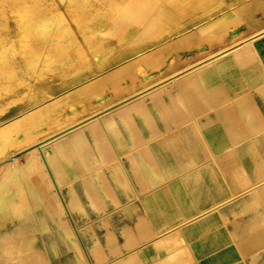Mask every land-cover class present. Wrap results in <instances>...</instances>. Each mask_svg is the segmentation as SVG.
<instances>
[{"label": "crops", "instance_id": "crops-1", "mask_svg": "<svg viewBox=\"0 0 264 264\" xmlns=\"http://www.w3.org/2000/svg\"><path fill=\"white\" fill-rule=\"evenodd\" d=\"M185 1L35 107L92 264H264V0Z\"/></svg>", "mask_w": 264, "mask_h": 264}, {"label": "rangeland", "instance_id": "rangeland-1", "mask_svg": "<svg viewBox=\"0 0 264 264\" xmlns=\"http://www.w3.org/2000/svg\"><path fill=\"white\" fill-rule=\"evenodd\" d=\"M129 1L0 0V138L9 135L14 142L0 152V184L7 183L5 192L10 196L7 206L0 208V264H33V261L36 264H92L89 249L81 236L78 237L68 215L60 214L59 207L55 208L54 189L43 171L39 167L23 168L24 154L39 144L30 147V143L61 131L80 113L72 110L60 114L51 123L48 119L38 122L35 126L38 128L27 129V125L39 120L44 111L35 108L45 97L44 89L55 90V86L47 83L59 77L69 84V73L83 61L96 59L115 41L131 39L134 33L128 30L133 24L156 23L165 9L175 10L186 2L136 0L140 6L128 10ZM119 16L122 19L128 16L132 21L122 24ZM51 101L54 99L44 101L43 105ZM55 128L58 131L50 133ZM72 134L55 146L60 150V142L70 141ZM11 154L18 161L10 165L2 163L7 156L11 160Z\"/></svg>", "mask_w": 264, "mask_h": 264}, {"label": "bare ground", "instance_id": "bare-ground-1", "mask_svg": "<svg viewBox=\"0 0 264 264\" xmlns=\"http://www.w3.org/2000/svg\"><path fill=\"white\" fill-rule=\"evenodd\" d=\"M140 5H137V1L136 0H131V1H129V4H128V10L129 9H132V8H136V7H139ZM148 7H151V4L148 6ZM234 9V8H233ZM122 13H120L119 15H121ZM120 17V16H119ZM120 21H121V23L122 24H128V23H130L132 20H131V18H129L128 16H126V17H124L123 19L120 17ZM254 35V34H253ZM258 35H259V33H257L256 35H254V37L253 38H255V37H258ZM252 38V37H251ZM249 40H250V38H249ZM241 42V41H240ZM244 43V42H243ZM236 45L237 44H234L233 46H231V47H229L228 49H226L225 51H223V52H228L229 53V51H232V50H234L235 49V47H236ZM238 46H240V44L238 45ZM228 47V46H227ZM238 48V47H237ZM222 52V53H223ZM192 68H193V66H192ZM191 68V69H192ZM193 73V72H192ZM181 77V76H180ZM176 78V77H175ZM166 81V80H165ZM144 91V90H143ZM141 92V91H140ZM143 93V92H142ZM142 93H140V94H142ZM139 93L138 94H136V95H133V96H130V97H128L127 99H125L124 101H122V102H124V103H128V102H131L132 101V99L135 97V96H137V95H140ZM100 98L101 99H103L101 96H100ZM139 100V99H138ZM137 100V101H138ZM102 101V100H101ZM135 104V103H134ZM139 104V103H138ZM120 105V104H119ZM73 107V106H72ZM72 110H74L73 108H72ZM37 112V111H36ZM75 112V111H74ZM114 112V111H113ZM119 112V111H118ZM34 113V112H33ZM32 114V113H31ZM94 114V113H93ZM98 115V114H97ZM96 115V116H97ZM46 116H47V111H45V112H42L41 114H40V119L39 120H35V121H32L30 124H28L27 125V129H32V128H34L35 126H37V124H38V122H46ZM94 116V115H93ZM104 115H102V117H103ZM95 117V116H94ZM93 117V118H94ZM105 117V116H104ZM46 118V119H45ZM89 119V118H88ZM97 119V118H96ZM101 119V118H100ZM104 119V118H103ZM94 120V119H93ZM93 120H92V122H93ZM86 121V120H85ZM91 121V120H90ZM89 121V122H90ZM84 122V121H83ZM91 122V123H92ZM95 122H98V121H95ZM94 122V123H95ZM19 123V122H18ZM77 123H79V122H77ZM77 123H72V122H70V123H67V124H65L64 126V128L61 130V131H64V130H66V129H68V128H70V127H72L73 125H75V124H77ZM85 124H89V123H85ZM84 124V125H85ZM5 125H7V124H5ZM10 125V124H9ZM19 125V124H18ZM83 125V126H84ZM87 125H85V126H87ZM8 126V125H7ZM39 126V125H38ZM82 125L80 126V127H83ZM84 126V127H85ZM3 127H4V125H3ZM6 127V126H5ZM4 127V128H5ZM62 127V126H61ZM75 127H76V125H75ZM35 128H38V127H35ZM77 128H79V127H77ZM73 129V128H72ZM76 129V128H75ZM20 130V129H19ZM4 131H5V129H3V133H4ZM61 131H59V132H56V133H54V134H51V135H49V136H46L45 138H43V139H41V140H37V141H35V142H32L33 140L31 139V140H29L30 142H32V143H30L29 144V146L31 147V146H33V145H36V144H38L37 145V147L35 146V147H33L32 149H28V152H24L25 154H24V158H25V163L23 164V168H28L29 170H30V168H34V167H39V169H41V171H43V173H44V175L46 176L45 178H47V181H49V184H50V187H52L53 189H54V191H53V193H54V195H53V197L55 198H53L52 197V201H53V199L55 200V203H56V207L55 208H57V207H59V209L61 210V212H60V214L61 213H63V214H66V210H65V208H64V205H63V203H62V200H61V198H60V196H59V193H58V191H57V189H56V186L54 185V182H53V180H52V177H51V175H50V172H49V170H48V166H50L51 164H49L50 163V156H49V154H48V152H47V149H48V147H49V143H48V141H50L51 139L52 140H54V147H56V149H58L59 150V148L57 147V146H55L57 143H58V141H60V139H62V138H68L69 136H70V134H72L73 132H69L68 134L66 133V134H62L61 133ZM68 131V130H67ZM64 133V132H63ZM77 133V132H76ZM95 133V132H94ZM6 134V133H5ZM14 135V134H13ZM12 135V136H13ZM73 135V134H72ZM16 136V135H15ZM16 141V140H15ZM51 142V141H50ZM14 142H13V140L11 139V136H9V135H5V137L4 138H0V152H3L7 147H9V146H11L12 144H13ZM52 143V142H51ZM28 146V147H29ZM54 150V149H53ZM12 156H13V154H11ZM23 156V155H22ZM11 157V156H10ZM8 158V156L5 158V160H3V162L2 163H5L6 165H8L9 163L10 164H14V163H16L17 161H18V158H16L15 156H13V158L11 159V160H8L7 159ZM9 164V165H10ZM48 165V166H47ZM11 166H13V165H11ZM21 166H22V164H21ZM17 167H19V166H17ZM51 167V166H50ZM49 167V168H50ZM6 168H7V166H6ZM5 168V169H6ZM22 168V169H23ZM4 169V170H5ZM12 169H13V167H12ZM16 169V168H15ZM38 169V168H37ZM50 170H51V168H50ZM2 171V170H1ZM26 171V170H25ZM56 171V170H55ZM7 172V171H6ZM27 172V171H26ZM28 173H31V171L30 172H28ZM41 173V172H40ZM6 174V173H5ZM4 174V175H5ZM15 174H17V173H15ZM55 173L53 174V176H54V178H55V180H56V182H57V185H58V187H59V189L61 190V185H60V181H59V179L57 180V178L55 177ZM12 176V175H11ZM4 177V176H3ZM59 178V177H58ZM8 181V180H7ZM6 184L7 183H1L0 184V208L1 207H6L7 206V204H8V201H9V199H10V196H8V194H7V192H5V188H6ZM45 191V190H44ZM62 191V190H61ZM41 193V192H40ZM64 196V195H63ZM40 200V199H39ZM43 200H44V198H43ZM66 202V201H65ZM41 203V202H40ZM54 203V204H55ZM68 203V202H67ZM45 204V203H44ZM54 204H52V206L54 205ZM55 206V205H54ZM53 206V207H54ZM2 208V209H3ZM69 208V207H68ZM71 208V207H70ZM70 208H69V210H70ZM51 209V208H50ZM53 210V209H52ZM55 211V210H54ZM72 213V212H71ZM70 213V214H71ZM74 213V212H73ZM68 218V217H67ZM70 220V219H69ZM66 221V220H65ZM64 221V222H65ZM68 221V220H67ZM66 221V222H67ZM75 221V220H74ZM65 222V223H66ZM63 223V222H62ZM64 223V224H65ZM68 223V222H67ZM67 223H66V225H67ZM70 223V222H69ZM68 223V224H69ZM76 223V222H75ZM66 225H64L63 227H66ZM67 226H69V225H67ZM72 226V225H71ZM70 226V227H71ZM67 228V227H66ZM68 230V229H67ZM72 230V229H71ZM70 230V231H71ZM70 231H67V232H70ZM71 233V232H70ZM72 234V233H71ZM74 234V233H73ZM72 234V235H73ZM10 238H12V237H10ZM74 241V240H73ZM72 241V242H73ZM78 241V240H77ZM9 242V241H8ZM5 243V242H4ZM79 244H80V242H79ZM9 246V245H8ZM7 246V247H8ZM75 246V245H74ZM81 247V246H80ZM13 248V247H12ZM15 248V247H14ZM11 249V248H10ZM16 249H14V251H15ZM76 250V249H75ZM13 251V250H12ZM8 252H10V251H8ZM30 251H28V253H29ZM13 253V252H12ZM81 253H83V250H82V252ZM34 254V253H33ZM40 254V253H39ZM30 255H31V252H30ZM9 256V255H8ZM22 256V255H21ZM32 256V255H31ZM78 255H76V257H77ZM18 257V256H17ZM82 258V257H81ZM20 259V258H19ZM18 259V260H19ZM22 259V258H21ZM20 259V260H21ZM82 259H84V258H82ZM80 260V259H79ZM16 261V260H15ZM22 261V260H21ZM23 261H24V258H23ZM82 261V260H81ZM20 262V261H19ZM13 263H15L14 261H13ZM33 264H36V263H34V261L32 262ZM89 263V262H88ZM27 264H28V262H27ZM29 264H30V262H29ZM86 264V263H85Z\"/></svg>", "mask_w": 264, "mask_h": 264}, {"label": "water", "instance_id": "water-1", "mask_svg": "<svg viewBox=\"0 0 264 264\" xmlns=\"http://www.w3.org/2000/svg\"><path fill=\"white\" fill-rule=\"evenodd\" d=\"M38 146H39V145H38ZM26 150H27V149H25L24 151H26ZM24 151H22V152H24ZM47 166H48V165H47ZM48 170H49V172H50V175H51V177H52V180H53V182H54V185L56 186V189H57V191H58V193H59V196H60V198H61V200H62V203H63V205H64V208H65L67 214L69 215V217H70V219H71V221H72V224H73V226H74V229H75V231H76L78 237L80 238V235H79V233H78L77 227H76V225H75V223H74V221H73V218H72V216H71V214H70V212H69V209H68V207H67V205H66V203H65V200H64V198H63V195H62V193H61V191H60V189H59V187H58V185H57V182H56V180H55V178H54V176H53V174H52V172H51L49 166H48ZM80 239H81V238H80ZM81 242H82V241H81Z\"/></svg>", "mask_w": 264, "mask_h": 264}]
</instances>
